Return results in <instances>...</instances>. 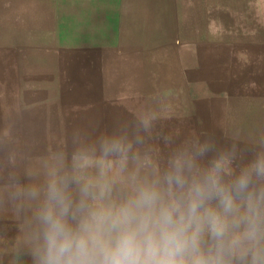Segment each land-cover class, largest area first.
<instances>
[{"label":"clouds","instance_id":"1","mask_svg":"<svg viewBox=\"0 0 264 264\" xmlns=\"http://www.w3.org/2000/svg\"><path fill=\"white\" fill-rule=\"evenodd\" d=\"M142 110L76 129L19 170L0 158V211L27 264H264V133L181 135Z\"/></svg>","mask_w":264,"mask_h":264},{"label":"rangeland","instance_id":"2","mask_svg":"<svg viewBox=\"0 0 264 264\" xmlns=\"http://www.w3.org/2000/svg\"><path fill=\"white\" fill-rule=\"evenodd\" d=\"M20 10L21 19L38 23L45 55L43 78L23 79L44 88L43 134L0 141V158L14 154L21 172L69 147V136L84 129L78 118L98 116L82 107L136 86L154 94L168 131H239L244 141L264 133V0H0V50L11 30H20L11 28ZM199 70L208 75L201 92ZM199 96L218 100V117L199 109Z\"/></svg>","mask_w":264,"mask_h":264},{"label":"crops","instance_id":"3","mask_svg":"<svg viewBox=\"0 0 264 264\" xmlns=\"http://www.w3.org/2000/svg\"><path fill=\"white\" fill-rule=\"evenodd\" d=\"M25 7L28 10L27 12H34V6L30 7V5L26 4ZM22 15L23 13L20 10V21L11 26V28H20V30L15 32L11 30L9 37L5 39L4 49L0 50V141L2 142L37 140L39 138L38 134L40 136L43 134L42 102L44 100V88L43 86L34 85L44 75L43 61L45 55L43 39H37L38 23L25 20L24 17L21 19ZM39 25L42 26V23L40 22ZM34 29L36 30L35 34L31 32ZM41 30L40 35H42ZM212 72L213 76H216L214 69ZM16 75L19 77L18 85L14 79ZM23 79H27L34 84H23ZM207 79L208 75L199 70V92L205 89L203 85ZM208 98L199 96V109H211L212 116L218 117V100L210 97L212 100L210 101ZM38 100L40 101L39 108L41 113L37 111ZM25 102L31 103L28 105L31 118L29 121L22 120L23 116L26 115L24 112ZM34 103L36 106H34ZM204 103L208 104V106ZM155 104L156 98L154 94H150V92L145 91L140 86H136L133 89L128 88V90L124 88L121 91H116L113 96L108 93L103 94L93 104L88 103V105L82 107L84 112L94 110L95 115L98 116L91 117L86 115L77 120L79 124H83L85 130L91 133L90 130L93 124L102 126L124 118H130L133 113L138 111L150 109L154 111ZM38 114L40 120H38ZM199 118H203L202 112L199 113ZM201 123L203 122L201 121ZM21 124L29 125L25 132H21ZM69 139L71 140V136H69ZM18 236L19 230L15 218L7 212L0 211V264H27V258L17 256L15 252V243Z\"/></svg>","mask_w":264,"mask_h":264},{"label":"bare ground","instance_id":"4","mask_svg":"<svg viewBox=\"0 0 264 264\" xmlns=\"http://www.w3.org/2000/svg\"><path fill=\"white\" fill-rule=\"evenodd\" d=\"M194 3V2H193ZM241 14V13H240ZM180 18V17H179ZM179 20V19H178ZM142 24V23H141ZM46 60V59H45ZM43 103V102H42Z\"/></svg>","mask_w":264,"mask_h":264}]
</instances>
